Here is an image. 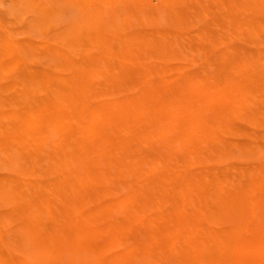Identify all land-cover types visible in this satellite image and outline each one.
Returning <instances> with one entry per match:
<instances>
[{
  "label": "bare ground",
  "instance_id": "6f19581e",
  "mask_svg": "<svg viewBox=\"0 0 264 264\" xmlns=\"http://www.w3.org/2000/svg\"><path fill=\"white\" fill-rule=\"evenodd\" d=\"M0 264H264V0H0Z\"/></svg>",
  "mask_w": 264,
  "mask_h": 264
},
{
  "label": "rangeland",
  "instance_id": "374dc122",
  "mask_svg": "<svg viewBox=\"0 0 264 264\" xmlns=\"http://www.w3.org/2000/svg\"><path fill=\"white\" fill-rule=\"evenodd\" d=\"M205 22H207V20H206ZM239 155H240V156H244V154H242L241 152L239 153ZM254 156H255L254 158L257 157V155H254ZM251 158H253V157H251Z\"/></svg>",
  "mask_w": 264,
  "mask_h": 264
}]
</instances>
